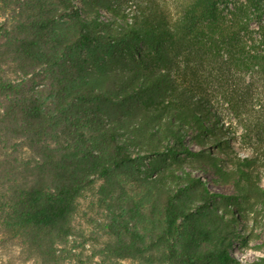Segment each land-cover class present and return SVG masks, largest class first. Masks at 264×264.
<instances>
[{
  "label": "trees",
  "instance_id": "1",
  "mask_svg": "<svg viewBox=\"0 0 264 264\" xmlns=\"http://www.w3.org/2000/svg\"><path fill=\"white\" fill-rule=\"evenodd\" d=\"M78 1L0 0V248L38 264H86L69 245L74 220L104 210L109 222L95 227L104 260L264 264V253L230 252L246 239L239 220L253 232L256 207L264 213L259 148L232 156L212 101L216 84L236 110L227 80L244 71L264 84V54L241 34L247 23L226 19L228 0ZM142 42L161 47L137 52ZM187 131L202 149L189 151ZM178 148L231 189H209Z\"/></svg>",
  "mask_w": 264,
  "mask_h": 264
},
{
  "label": "rangeland",
  "instance_id": "2",
  "mask_svg": "<svg viewBox=\"0 0 264 264\" xmlns=\"http://www.w3.org/2000/svg\"><path fill=\"white\" fill-rule=\"evenodd\" d=\"M78 5L79 1L74 0ZM264 0H228L224 4L220 5L223 10V14L228 21L240 18L242 22L247 23V29L242 31V37L246 39V43L249 46L251 44H259L258 50L264 54V42L258 43L259 36L258 31L260 26H264ZM1 20V17H0ZM158 45H147L140 43L137 48V52H148V54H156ZM134 56L136 54L134 53ZM5 74L10 78H16L11 70H6ZM39 77H35V80ZM26 79L29 81V85L33 81L32 76H28ZM228 85L226 87L233 88L234 86L239 90L238 106L236 110L229 107L224 94L221 92L222 89L216 87L214 84L213 88L216 91V95L212 101L214 106L217 108L221 121L227 125L229 131L228 143L232 149V156L237 154L238 156H250L251 147L259 148L258 163H256L257 176L260 178V184L264 187V84L258 81L257 74L255 72L248 71L245 73L241 72L233 76L231 80H227ZM225 84V83H224ZM227 84V83H226ZM40 88V85H35L34 89ZM224 90V89H223ZM257 123L259 124L257 126ZM258 134V135H256ZM261 142L257 145L256 136H260ZM194 131H187L182 135V142L188 146L189 151H197L202 149L197 145L194 139ZM209 152H214L215 147L207 146L203 148ZM183 151L178 148L176 155L184 159V168L191 171L194 176H200L201 179L209 183V189L216 191H226L231 189V184H221L219 182H213L214 174L211 168L204 163L198 166L190 167L189 165L193 160L190 152ZM162 154H159L161 156ZM148 160V159H147ZM190 162V163H189ZM223 164L226 167H230L227 158L223 157ZM199 169V170H196ZM91 196L83 201L82 209L86 208L88 200ZM229 201V205H233ZM235 208L236 209V204ZM258 222L260 225L256 226L253 232L249 231V227L252 226V221L245 219V223L248 225L243 228L244 220L242 218L237 224V231L243 236H246L245 242L241 239L235 240L230 247V252L241 258V260H253L257 256L263 255L264 246V213L257 206ZM84 215L80 214L75 217L74 226L76 233L70 238L69 245L75 246L76 249L73 251L78 252L83 248L86 264H135L129 260L112 259L104 260L98 253V250L102 248V240L104 236H101V232L95 228L97 224L102 222H109V219L105 217V214H110L100 210L99 213L94 211H83ZM107 215V216H108ZM110 216V215H109ZM96 220V224L92 225L88 221L90 219ZM250 232V233H248ZM101 233V234H100ZM247 233L249 234L247 236ZM0 264H38L35 260L24 261L22 260L19 249L17 247L0 248Z\"/></svg>",
  "mask_w": 264,
  "mask_h": 264
}]
</instances>
